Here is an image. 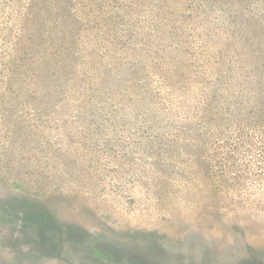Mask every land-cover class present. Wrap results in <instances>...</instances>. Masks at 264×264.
Returning a JSON list of instances; mask_svg holds the SVG:
<instances>
[{
    "label": "rangeland",
    "instance_id": "rangeland-1",
    "mask_svg": "<svg viewBox=\"0 0 264 264\" xmlns=\"http://www.w3.org/2000/svg\"><path fill=\"white\" fill-rule=\"evenodd\" d=\"M12 27L0 6V66ZM194 42L200 52L214 37ZM1 70L0 264H264V128L201 120L200 90L194 111L167 97L169 126L104 125L96 139L72 90L56 102L50 72ZM168 140L204 144L211 158L195 160L215 170L169 157Z\"/></svg>",
    "mask_w": 264,
    "mask_h": 264
},
{
    "label": "trees",
    "instance_id": "trees-1",
    "mask_svg": "<svg viewBox=\"0 0 264 264\" xmlns=\"http://www.w3.org/2000/svg\"><path fill=\"white\" fill-rule=\"evenodd\" d=\"M0 2L17 31L0 72L2 67L9 73L50 72L45 77L56 102L72 90V105L81 108L96 139L102 138L104 125L125 130L169 126L178 113L165 111L167 97L182 94L179 104H196L200 90L201 120L215 126L229 123L242 133L251 126L264 128V0ZM196 24L206 26L202 33ZM212 35L214 43L199 52L194 41ZM177 104L171 102L173 110ZM177 133L168 138L178 139ZM166 142L169 157L178 148L177 155L189 156L197 170H215L195 160L211 158L204 144ZM102 147L113 151L107 144L86 145L89 153Z\"/></svg>",
    "mask_w": 264,
    "mask_h": 264
}]
</instances>
